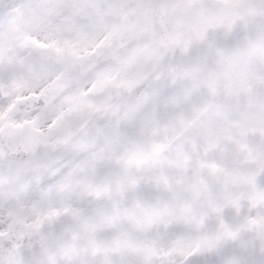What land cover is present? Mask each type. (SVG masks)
I'll list each match as a JSON object with an SVG mask.
<instances>
[{
	"label": "snow or ice",
	"instance_id": "6c2138e0",
	"mask_svg": "<svg viewBox=\"0 0 264 264\" xmlns=\"http://www.w3.org/2000/svg\"><path fill=\"white\" fill-rule=\"evenodd\" d=\"M0 264H264V0H0Z\"/></svg>",
	"mask_w": 264,
	"mask_h": 264
}]
</instances>
